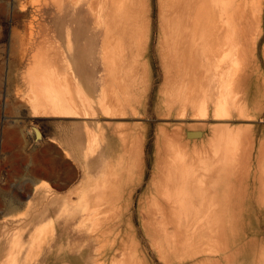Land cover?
Instances as JSON below:
<instances>
[{"label": "bare ground", "instance_id": "obj_1", "mask_svg": "<svg viewBox=\"0 0 264 264\" xmlns=\"http://www.w3.org/2000/svg\"><path fill=\"white\" fill-rule=\"evenodd\" d=\"M51 1L58 16H62L66 10H72L71 16L75 17L83 5L93 16H97V26L105 27L102 39L105 70L100 76V93L96 100L78 78L60 39L57 38L55 47L38 49L35 55L32 54L33 64L27 78L30 79L33 92L30 99L33 112L37 116L82 117L85 120L97 114H105V118L111 119L123 118L127 114L137 115L141 119L146 117L148 93L152 84L149 64L145 59L149 53L152 32L151 0ZM159 3L164 80L158 90L157 103L161 106V119H175L180 123L179 127L172 130L170 127L160 129L157 136L152 176L143 205V224L152 243L165 258L161 257L162 260L171 264H186L187 261L199 264L217 252L226 250L221 248L220 240H225V236L235 231L232 222L236 219V212L230 180L233 177L232 165L236 161L230 149L232 147L228 141L225 142L229 139L225 134L227 131L224 132L220 127L225 124L220 122L228 121L227 116L231 111L232 114L235 110L242 111L243 106L236 102L238 97L247 101L255 94L253 88L257 85L251 89L253 79L246 66L252 60L254 63L256 61L258 43L264 29V5L263 1L257 5L256 15L250 11L255 0H159ZM64 40L69 53H74L75 42L69 28L66 29ZM211 121L219 123L209 124ZM84 125L91 139V121H84ZM106 133L105 129L104 135ZM115 135L112 134V139ZM141 135H116L119 144L116 147L117 157L105 164V175L95 183L80 181L73 188L71 185L76 170L67 162L59 165L61 170L53 159L33 169L37 176L49 179L35 184V191L44 186L54 190L73 188L70 193L67 190L68 194L63 197L64 201L70 200L72 206L65 204L62 211L73 214L74 210L81 209V223L96 219V224L103 227L119 219L120 228L116 230L112 249L118 245L123 248L122 258L119 256L120 264H139L134 256L135 250H132L136 249L137 239H134V224L127 214L146 171L147 136ZM89 143L92 144L90 140ZM90 179L89 175L87 180ZM73 192L77 194L75 201L71 200ZM59 197L61 195H56V199ZM92 197L96 198V204L93 201L97 205L96 209L92 208ZM101 203L105 210L97 208ZM58 212L60 214V210ZM56 219L51 216L43 223L39 221L41 225L36 232L42 233L49 227H56ZM53 237H46L43 249H52ZM63 249H58V252Z\"/></svg>", "mask_w": 264, "mask_h": 264}, {"label": "rangeland", "instance_id": "obj_2", "mask_svg": "<svg viewBox=\"0 0 264 264\" xmlns=\"http://www.w3.org/2000/svg\"><path fill=\"white\" fill-rule=\"evenodd\" d=\"M262 1L264 5V0H255V3L252 4L253 7L250 4V11L257 15L256 7ZM50 2L52 1L0 0V264H112V262L120 264L119 256H122L123 248L118 245L114 250L112 249L115 243L114 236L120 228L119 219L116 220L118 223H114L116 221L113 223L111 221L110 225L106 223L105 225L108 227L105 225L100 227V224L98 227L96 219L81 223V209L74 211L71 209L73 214L62 211L65 204L72 206L70 200L64 201L63 199L64 195L68 194L69 188H55L54 190L44 186L35 191V184L44 182V180L49 181V179L37 176L33 171L53 159L58 163V166L67 162L71 168H75L76 176L71 185L73 188L80 181L95 183L105 175V164L114 161L117 157L116 147L119 145L117 134L147 136L145 145L146 171L142 183L136 189V194L134 193L131 208L127 214L134 224V229L132 227L134 239L137 238L135 239L136 249H132L136 251H133L134 256L139 264H171L164 260L165 258L154 246L147 229L144 228L146 226L143 224L145 219L143 205L148 195L152 176L157 136L160 129H169L170 127L172 130L179 127L180 123L175 119H161L159 114L161 106L159 102L157 103L159 101L158 90L164 80L160 51L162 30L159 0H151L152 32L149 53L145 57L152 76L147 100V116L141 119L137 115L127 114L123 118L111 119L105 118V114H97L93 118H86L91 121L89 129L93 134L91 139L84 125L85 118L37 116L33 112L30 102L33 92H31L30 79L27 78L30 66L33 64L34 56L32 54L35 55L38 49L44 47H55L57 38L63 42L64 49L75 67L78 78L83 81L86 89L96 100L100 93V76L105 70L102 57V39L105 27L97 26V16L95 14L93 16L86 5H83L82 9H79L80 11L78 10L75 17L71 16L72 10H66L62 16H58L59 13L55 5ZM67 28L71 30L75 42L73 55L69 53L64 40ZM48 42H52V44ZM263 49L264 29L258 43L256 61L254 63L252 60L251 64L246 66L247 72L250 69L248 73L253 79L251 80L253 83L251 89L257 85L256 88H253L255 94L247 98V101L243 97H238L236 102L237 105L243 106L241 107L242 111L235 110L237 113L233 111L234 114L231 111L230 114L233 117L229 114L228 121L226 119L225 122H220L225 124L220 127L224 132L227 131L225 134L229 136V139L225 142L228 141L232 147L230 149L234 154V161H236L233 163L235 165H232L233 177L230 180L236 212V219L232 222V225L235 224V231H231L225 238L223 237L225 240H220L221 248L226 250L217 252V254L208 257L211 259L204 260L205 263L200 261L199 264H216V262L217 264H264ZM256 89H258L257 93ZM29 102L30 104H28ZM245 104L247 105L245 106ZM246 118H250V120ZM216 123L219 122L211 121L209 124ZM34 126L40 128L43 138H36ZM105 129L107 130L106 135H104ZM114 133L116 135L112 139L111 136ZM102 138L105 140V142L103 141L105 144H102ZM52 139L64 146L65 149L58 148L57 143L52 142ZM89 140L92 144L89 143ZM58 168L61 170L60 166ZM89 175L92 179L87 180ZM73 188L71 187L69 193ZM220 191L223 192V189ZM56 195H61V198L56 199ZM75 197L77 194L73 192L71 200L75 201ZM93 201L96 204V198H91L92 208L96 209L97 205ZM103 203L97 208L105 210L104 205L102 206ZM59 210L60 214H57ZM51 216L58 218L56 227H49L46 232L44 230L45 233H37L36 231L41 225L39 221L43 223ZM230 223L227 222V224ZM60 226L62 227L60 228ZM101 229L109 230V233H107L108 231H104V233ZM45 235L48 238L54 235L53 247L50 251L47 248L43 249ZM37 236L41 238L39 239ZM37 239L42 242L40 243ZM32 243L35 244V247L31 246ZM37 245H40L41 249ZM128 246L131 245L128 244ZM12 248L13 252H11ZM60 248L64 249L59 253L58 249ZM18 249L21 250L18 251ZM227 253L228 255L225 257ZM161 257L164 259L162 260ZM115 260L116 262H114ZM173 261L176 262V259ZM187 262L186 264H194L192 261Z\"/></svg>", "mask_w": 264, "mask_h": 264}, {"label": "water", "instance_id": "obj_3", "mask_svg": "<svg viewBox=\"0 0 264 264\" xmlns=\"http://www.w3.org/2000/svg\"><path fill=\"white\" fill-rule=\"evenodd\" d=\"M34 130H35L36 138H37V139H41V138H43V133H42V131L40 130L39 127L34 126Z\"/></svg>", "mask_w": 264, "mask_h": 264}, {"label": "crops", "instance_id": "obj_4", "mask_svg": "<svg viewBox=\"0 0 264 264\" xmlns=\"http://www.w3.org/2000/svg\"><path fill=\"white\" fill-rule=\"evenodd\" d=\"M52 142H55V143H57V147H58V148L65 149V147H64V146H62L61 144H59L57 141H55V140H53V139H52ZM55 143H54V145H55Z\"/></svg>", "mask_w": 264, "mask_h": 264}]
</instances>
